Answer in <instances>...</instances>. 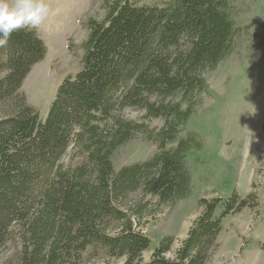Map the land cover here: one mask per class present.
<instances>
[{
    "label": "trees",
    "instance_id": "16d2710c",
    "mask_svg": "<svg viewBox=\"0 0 264 264\" xmlns=\"http://www.w3.org/2000/svg\"><path fill=\"white\" fill-rule=\"evenodd\" d=\"M106 9L103 20L87 21L82 66L63 79L47 116L41 118L21 96L16 110L0 119V248L14 239L21 245L6 264H92L104 258L207 264L219 246L224 218L255 206L253 194L242 200L236 191L201 197L200 214L172 256L175 239L166 236L148 260L144 253L151 240L136 227L140 212L132 214L120 203L137 191L156 197L159 205L190 195L187 153L201 143L195 133L178 135L197 103L189 94L207 89L202 73L216 69L235 48L240 31L231 0H109ZM46 53L37 33L12 34L0 47V101L19 96ZM179 91L191 98L186 109L165 102ZM126 107L163 117L165 126L154 133L114 114ZM140 131L159 151L116 170L114 153ZM169 143L176 147L167 148ZM71 147L66 164L62 160Z\"/></svg>",
    "mask_w": 264,
    "mask_h": 264
},
{
    "label": "rangeland",
    "instance_id": "374dc122",
    "mask_svg": "<svg viewBox=\"0 0 264 264\" xmlns=\"http://www.w3.org/2000/svg\"><path fill=\"white\" fill-rule=\"evenodd\" d=\"M107 1L47 0L50 15L37 33L47 46L46 56L31 68L18 97L0 101V119L16 110L21 96L39 111L41 118L47 116L63 79L82 66V45L90 32L87 21L103 20ZM135 1L154 4L166 0ZM231 6L240 31L235 48L216 69L202 73L207 89L189 94L197 103L178 135L182 138L195 133L201 143L187 153L192 177L190 195L159 205L156 197L137 191L127 194L120 203L132 214L140 212L135 218L136 227L151 240L144 253L146 260L166 236L175 239L168 253L172 256L200 214L201 197H229L236 191L240 200L253 194L257 204L224 218L219 246L207 264H264V0H231ZM153 100L160 101L157 97ZM190 100L179 91L165 102H178L186 109ZM114 112L126 120L146 124L154 133L165 126L163 117H147L143 109L126 107ZM176 143H169L167 148L176 147ZM158 151L144 131L136 132L114 153V168L145 161ZM73 153L71 147L62 161L67 164ZM20 247L18 239L2 246L0 264L15 258ZM92 264H123V260L104 258Z\"/></svg>",
    "mask_w": 264,
    "mask_h": 264
},
{
    "label": "clouds",
    "instance_id": "9594fccd",
    "mask_svg": "<svg viewBox=\"0 0 264 264\" xmlns=\"http://www.w3.org/2000/svg\"><path fill=\"white\" fill-rule=\"evenodd\" d=\"M50 11L47 0H0V47L14 32L38 33Z\"/></svg>",
    "mask_w": 264,
    "mask_h": 264
}]
</instances>
